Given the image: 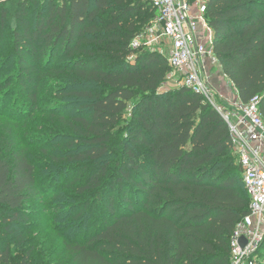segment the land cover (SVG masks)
<instances>
[{
  "label": "trees",
  "instance_id": "obj_1",
  "mask_svg": "<svg viewBox=\"0 0 264 264\" xmlns=\"http://www.w3.org/2000/svg\"><path fill=\"white\" fill-rule=\"evenodd\" d=\"M45 3L17 0L15 61L0 63V91L15 69L31 117L0 96V264L16 250L14 264H31L25 208L37 199L58 212L73 264H229L249 211L242 169L222 116L184 86L163 89L166 55L131 45L156 16L152 0ZM206 4L223 74L241 102L261 96L264 118V0Z\"/></svg>",
  "mask_w": 264,
  "mask_h": 264
},
{
  "label": "built area",
  "instance_id": "obj_2",
  "mask_svg": "<svg viewBox=\"0 0 264 264\" xmlns=\"http://www.w3.org/2000/svg\"><path fill=\"white\" fill-rule=\"evenodd\" d=\"M156 16L131 45L166 55L168 80L197 93L225 120L231 146L242 169V182L250 201L249 211L230 238L229 264H258L264 241V118L261 96L241 102L237 90L226 82L229 99L216 89L213 68L219 63L213 52V32L206 19V0H152ZM165 50L166 53L163 51ZM245 244H240V239Z\"/></svg>",
  "mask_w": 264,
  "mask_h": 264
},
{
  "label": "rangeland",
  "instance_id": "obj_3",
  "mask_svg": "<svg viewBox=\"0 0 264 264\" xmlns=\"http://www.w3.org/2000/svg\"><path fill=\"white\" fill-rule=\"evenodd\" d=\"M39 2H43V7L46 5V0H39ZM39 4L31 7V11L27 17L30 19V22H33L36 11L41 7ZM16 10L17 0H0V63H13L15 61V57L11 58V56L6 55H8V52L11 53V31L17 27L15 18ZM163 51L166 53L165 50ZM5 59H7L6 62ZM217 70L218 67L215 66L212 73L214 82L224 85V90L229 92L226 82L223 81L224 79L220 78L219 81L216 74ZM15 76L16 71L13 68L5 69L1 74V79L8 80L9 85L0 91V96L9 91L12 92L13 95L9 96L7 103L10 104L9 108L7 107L9 114L13 115L16 119L21 120L22 118L23 121L27 120L26 122H28L31 117H26L28 114L26 113L27 109L24 110L26 103L21 102V96L17 95V92L14 94L15 86L11 85L15 80ZM173 85L174 82L168 80L163 89L172 87ZM69 207L61 209L69 208V214H74L75 211L71 209L73 205ZM25 210H29L33 214L32 219L29 221L32 224L30 236H35L34 251L31 252L29 259L31 264H73L70 255L63 249L60 237L53 231V229L57 228L56 225L59 224L56 217L58 212L51 210V207L47 203H44V201H41V199L29 201ZM6 212L7 210L5 208L0 207V220ZM65 220L69 223L74 222L70 218H66ZM21 255V252L15 251L14 263L18 262ZM258 260H260L261 264H264V243L261 247Z\"/></svg>",
  "mask_w": 264,
  "mask_h": 264
},
{
  "label": "crops",
  "instance_id": "obj_4",
  "mask_svg": "<svg viewBox=\"0 0 264 264\" xmlns=\"http://www.w3.org/2000/svg\"><path fill=\"white\" fill-rule=\"evenodd\" d=\"M216 74H217V77H218L219 81H220V78H221V79H224L223 81H225V82L229 81V80L227 79V77L223 74L220 65L218 66V70H217V73H216ZM214 81H215L214 78H212V82L214 83L216 89H217L218 92L221 94V96L224 97V98H226V99H229V98H228V97H229V94L224 90V85H221V84H219V83L217 84V83H215ZM221 83H222V81H221ZM220 85H221L222 87H221Z\"/></svg>",
  "mask_w": 264,
  "mask_h": 264
},
{
  "label": "water",
  "instance_id": "obj_5",
  "mask_svg": "<svg viewBox=\"0 0 264 264\" xmlns=\"http://www.w3.org/2000/svg\"><path fill=\"white\" fill-rule=\"evenodd\" d=\"M240 244L244 245L245 244V240L243 238L240 239Z\"/></svg>",
  "mask_w": 264,
  "mask_h": 264
}]
</instances>
